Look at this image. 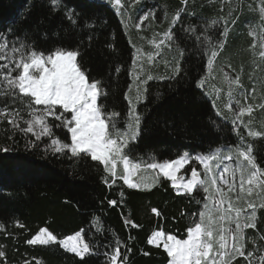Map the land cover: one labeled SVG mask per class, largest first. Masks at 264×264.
Returning <instances> with one entry per match:
<instances>
[{"label": "trees", "instance_id": "1", "mask_svg": "<svg viewBox=\"0 0 264 264\" xmlns=\"http://www.w3.org/2000/svg\"><path fill=\"white\" fill-rule=\"evenodd\" d=\"M57 4L58 7L53 5L52 0H0V44L7 41L10 52L13 45L21 44L28 52L35 49L48 54L57 48L77 51L81 70L90 82L100 81L105 92L98 104L105 112L120 114L117 126L124 129L128 106L124 95L129 93L128 86L132 82L133 52L121 20L109 4L98 0H57ZM260 4L261 0H141L129 13L135 26L140 15L155 9V18L163 15L167 31L171 27L174 37L169 41L172 48L167 51L169 62L161 71L162 75L153 73L154 79L143 85V99L136 105L141 116L138 136L125 149L129 163L140 165L139 179L144 172V181L139 180L142 189H129L122 180L109 188L103 182L105 173L99 162L83 155L72 157L67 150L46 151L53 138L71 143L66 129L53 127V137H42L36 141L38 146H32L30 141H35V137L31 133L13 130L6 121L0 120V149H9L0 150V225L4 227V231H0V245H3L0 250L6 252L3 264H23L24 260L30 264H105L104 252L115 247L117 238L126 245L122 253L128 257L127 264H169L170 258L163 247L149 245L147 240L154 231L187 238V228L200 221L201 210L206 212L204 223L208 224L209 218L213 222L212 243L218 249L221 228L235 230V224L227 219L231 216L234 220L235 212L215 210L210 199L203 200L205 194L199 187L192 196L178 195L171 181L158 179L154 170L146 169L149 162L161 163L185 153L190 158L194 155L212 157L217 149L220 159H214L213 164L230 163L223 159L225 156L233 158L235 169H229H233L236 181L230 183L234 185L230 197L238 199L235 208L242 209L243 215L252 211L248 208L249 201L256 205V227L244 229L245 251H253L256 257L264 252L261 238L264 237V208L260 207L264 203V185L258 181L251 186L245 183L244 191L239 192L242 175L246 180L253 169L238 155V151L250 149L249 155L264 169V109L253 106L247 117L251 123L247 124L241 117L235 131L232 123L235 119L227 117L230 111L238 114L235 102L240 93L249 99L264 94V61L255 60L250 49L252 37L248 35L253 28L259 33ZM181 8L187 11L172 25L173 17ZM68 12L78 20V27L66 19ZM145 24L148 29L149 25ZM225 27L228 34L224 46L215 47ZM135 38L137 40L139 35ZM136 40L132 38L133 42ZM212 50L217 51L213 63L221 62L226 70L230 69L231 75L238 76V85L229 99L233 101V110H227L228 114L222 111L225 119L216 115L213 96L204 91L209 86L195 87L205 74ZM15 57L18 59L19 53ZM176 67L179 71H175ZM5 71L0 70V109H20L25 119H30L19 98L14 101L4 94L8 91L3 80ZM14 91L19 97V90ZM33 107L42 109V106ZM46 119L53 126L59 123L51 117ZM249 129L260 135L249 136ZM192 163L191 160L184 171ZM116 170L123 173L119 164ZM145 184L155 186L143 190ZM212 196L216 199V195ZM113 199L117 201L116 206L108 204ZM197 200L201 203L197 204ZM204 203L208 204L207 209ZM153 208L160 215L157 216ZM126 218L139 227L126 224ZM94 219L98 223L94 224ZM41 227L52 232L57 241L80 231L85 242L92 246V254L81 259L65 251L59 243L27 245L26 239ZM97 227L100 232L96 231ZM223 234L230 245L229 233ZM233 264L248 262L237 257ZM253 264L260 262L253 258Z\"/></svg>", "mask_w": 264, "mask_h": 264}, {"label": "snow or ice", "instance_id": "2", "mask_svg": "<svg viewBox=\"0 0 264 264\" xmlns=\"http://www.w3.org/2000/svg\"><path fill=\"white\" fill-rule=\"evenodd\" d=\"M186 2V0H185ZM53 5L57 4V0H52ZM114 6L119 8L123 7L121 0H112ZM139 3V0H130L127 7H134ZM186 8L178 10L176 15L172 19V25H175L181 13L186 12ZM260 22L264 25V0H261L260 4ZM122 15V13H121ZM152 13H147L142 16L141 22L147 19ZM66 19L72 26L78 27L79 22L75 19L71 12L66 13ZM233 24L236 22L233 16ZM123 23V21H122ZM227 23V21H226ZM90 26V25H85ZM137 28L140 24L135 25ZM227 27L220 33L221 39L217 42L215 47L223 48L224 38L227 37ZM250 35H255L254 32H250ZM165 39H161L156 47L159 49L161 45L165 44V41H172L174 39L171 27L168 31L163 33ZM9 45L7 41L0 44V53L6 52ZM255 47V44H253ZM264 48V43L261 44ZM13 58L11 63L0 64V70L6 69L3 72V80L6 82L8 91L4 94L11 96L15 101L20 99L21 104L27 109V114L30 119H25L20 109L2 108L0 109V120H4L13 130H19L25 134L31 133L35 137V141H30L32 146H38L36 141H40L42 137H53V127L63 128L70 134L71 143H61L58 138H53L50 141L46 151H52L53 153H62L65 150L70 152L72 157H90L92 161L99 162L103 165V171L105 176L103 182L112 188L116 185L118 180L123 181V185H126L129 189H142L140 183H135L131 180V176L134 171L140 167L139 164H131L129 167V156L125 152V149L129 148V142L135 141L138 136L141 116L137 111V104L142 101L143 95L141 89L143 85L148 81L154 79L152 75H148L146 80L140 79V74H136L134 83H137V95L135 97L136 103L129 96L128 92L125 93L124 99L128 101L127 115L124 120L125 128L120 129L117 125L119 123L118 114L115 111L105 112L102 110V105L98 104V99L105 95L100 81L90 82L86 73L81 70L78 65V52L73 50H66L63 48H57L48 54L43 51H37L33 49L28 52L25 51L24 45L19 47L13 45L11 47ZM19 53V58L15 57V54ZM264 56V52L261 53ZM217 56V51L212 50L207 58V65L209 70L213 64L214 59ZM9 57L4 54H0V61H7ZM135 54L133 56V64L135 65ZM14 65V66H13ZM117 72L120 71L118 67ZM179 71V69H177ZM15 73V75H13ZM132 75V73H130ZM161 79H164L162 77ZM205 83L204 79L195 83V87L200 89ZM233 83H238V78ZM131 91L132 85L128 86ZM14 89L19 90V97ZM28 98V99H23ZM33 106H42L41 108ZM215 107V104L213 105ZM264 109V104L258 105ZM253 110L252 105L247 108L240 109V115L244 112H251ZM217 116L223 114L219 111L216 112ZM48 117L52 120L59 122L58 124L50 125L47 122ZM239 120V116H237ZM237 120H233V130H236ZM26 125L22 127L21 124ZM243 127L248 129V125L244 124ZM237 135L239 133L237 132ZM249 136H257L260 133L248 130ZM11 138V137H9ZM241 141L243 137H240ZM4 152L9 151L8 148L0 149ZM249 151H238V155L247 160L248 165L253 171L248 173L245 180L242 175L240 181L241 192L244 191V184L253 185L255 182L264 185V169L258 167L254 158L249 155ZM231 159V157H228ZM193 159L199 161L205 170V174H211L212 179L209 183L205 179L200 178V173L196 168L191 169V178L186 183H178V180H183V176H177V173L181 169L185 168L188 163V153L179 156L177 159L165 160L164 162H149L146 167L153 170H158V179L162 177L171 181V187L176 191L178 195L192 196L194 192L199 188H202L203 200L209 201L211 198L210 187L214 190L219 199L212 198V203L218 208L225 203L224 197L226 193L224 188L220 187L223 184L227 187L228 192L234 191V185L230 184L224 179L223 174L220 177V183L217 184V178L215 174L211 172V168L207 163L208 160L214 159L211 156L194 155ZM122 161L124 164V174L117 172V163ZM227 172V167L224 169ZM246 171V170H245ZM153 185H143V190H150ZM248 193L251 195L252 188H248ZM123 193L121 192V196ZM201 202L197 200V204ZM108 204L116 206V200H109ZM203 207L208 208V204L204 203ZM261 208H264V203L260 204ZM248 208L252 211L250 214L245 213L242 215V209L234 208L233 203L228 201V212H235V218L231 216L227 219L235 224V230L223 229L220 230L219 239L217 240L218 249L214 248L212 243L214 239V230L212 228V220L209 218L208 224L204 223L206 212L199 211L200 221L194 223V227L187 228V238H177L175 235H165L162 231H154L147 240L149 245L160 247L163 246V250L170 258L169 264H233V261L237 257H242L248 262L253 264V258L258 259L260 264H264V252L258 257L255 256L253 251H245L244 245V229L255 228L257 220L256 205L254 202H248ZM152 211L158 216L160 213L153 208ZM221 220L225 219L222 215ZM126 224H130L132 228H137L139 225L135 224L131 220L126 218ZM94 224L98 223L94 219ZM18 227H23L22 224H17ZM0 231H4L3 225H0ZM97 232L101 229L97 227ZM227 231L231 237L232 243L229 245L228 241L223 234ZM7 234V233H6ZM264 239V237H261ZM25 243L29 246L36 245H50L59 243L65 251L74 253L77 257L84 259L86 255L92 254V246L85 242L82 238L80 231L74 235L67 236L65 239L57 241V237L48 231L46 228L41 227L37 233L33 234L30 238L26 239ZM109 247L108 245L105 246ZM126 245L122 243L120 239H115V247L110 251H105V264H127L128 257L122 253V249ZM3 245H0V249ZM128 251H131L129 248ZM148 253H145L147 255ZM6 261V252L0 250V264ZM23 264H30V261L24 260Z\"/></svg>", "mask_w": 264, "mask_h": 264}, {"label": "rangeland", "instance_id": "3", "mask_svg": "<svg viewBox=\"0 0 264 264\" xmlns=\"http://www.w3.org/2000/svg\"><path fill=\"white\" fill-rule=\"evenodd\" d=\"M98 1L109 4L111 8L114 9L119 19L121 20V22L123 21L122 24L124 26V31L126 35H128L129 42L131 43L133 56L135 54V61H136L135 65L133 64V59H132V71H131L132 88L128 94L133 99V102L136 103L135 97L137 95V83H139V81H137L136 83L133 82L135 75L140 74L141 80H146L148 75H152L154 77L153 73L162 75L161 71H163L166 64L169 62L168 55L170 54H168L169 52L167 53V51H171V48H172L169 41L166 40L165 44L161 45L159 49L156 47V44H158L161 39H165L163 36V33L167 31V27L164 24L165 19L163 15H159V18L156 19L155 18L156 11L155 9H153L152 12H150L153 15H151L150 18L143 20V22H141L140 18L144 16L145 14H142L139 16L136 24L139 23L140 27L137 28L136 26L133 25L132 18H130L129 16V13L134 8V7H127L128 3H130V0H124L125 2L121 1V4L123 5V7L119 8V12L117 11V7L114 6V4L112 3V0H98ZM145 23L149 25L148 29ZM258 25H259V33L254 28L253 29L251 28L252 30L249 31V33L254 32L255 33L254 36L248 33V35L252 37V43L250 44V49L253 50L252 54L256 57L255 60L264 61V56L261 55V53L264 52V48L261 47V44L264 43V25H262L261 22ZM158 27H161V28H158ZM137 35H139V38L136 40L135 37ZM131 37L136 40L135 41L136 43L132 41ZM253 44H255V47H253ZM0 54L7 55L9 57L7 61H0L1 63H11V60L13 58L12 52H10L7 49L6 52L0 53ZM176 70H177V67L175 68V71ZM227 70L225 69L224 65L221 62L213 63L211 66V70H209V67L206 64L205 74L202 78H200V80L201 79L205 80V83L203 86H207V85L209 86V87L204 88V91L207 95L209 94L213 96L212 106L215 104V107L213 106L214 111L215 112L219 111L221 113L223 111V112H226V114H228L227 110H233V107H232L233 101L229 99L232 94V90L234 89L235 86L238 85V83H233V81L237 80L238 76L231 75L230 69H227ZM200 89H203V87ZM141 91L143 94V88L141 89ZM243 98H244L243 94L240 93L238 99L235 102V108L238 109V114H235L233 111H230V114L227 117L237 120V116H239V120L237 121H241V117H243L242 119H245L246 123L250 124L251 121L247 117H249L251 112L250 113L244 112L242 115H240V109L247 108L249 105H252L253 107V106H258L261 103L263 104L264 94L263 96L258 95V94L253 95L250 97V99L248 97L244 99ZM261 98H263L262 99L263 102ZM227 101H230V102L227 104ZM221 117L223 119L226 118L223 115ZM219 152L220 150L217 149L213 154L214 156L212 157H214V159L219 160L220 159ZM228 157L229 156H225V158H223L226 161H230V163H227V164L221 163L220 161H219L220 163L218 164H213L212 161L214 159H210L207 161V163L209 164L211 168V172L215 174L217 178V184L220 183L221 174H223L224 179H226L229 183H233L236 181L235 173L233 171L235 167L232 164L233 158L231 157V159H229ZM191 160L193 161V163L191 164V167L188 170L184 171V169L187 167V165H189ZM225 160H222V162H224ZM118 164L121 166V169L123 172L122 174H124L123 162L118 161L117 165ZM129 167H131V163H129ZM225 167H227V172L224 171ZM232 167L233 169H229ZM185 168L181 169V171L177 173V176L184 177L183 180H178L177 181L178 183H186L187 180L191 178L190 173H191L192 168L197 169V171L200 173L201 179H207L208 183L209 184L211 183L212 175L205 174L204 167L199 161L188 157V163L185 165ZM146 169H149V168H146ZM139 170L140 168H137L134 171L133 175L131 176V180L135 183H139V180L143 182L145 178V175L143 174L144 172L140 173V179L137 177L139 175V174L137 175ZM150 170H153V169H150ZM154 171L156 172V174H158V170H154ZM220 187L224 188V191L226 193V196L224 197L226 204L224 203L222 206L218 208L215 204L212 203V198H210L211 200L210 205L213 206L215 210H218L219 212L222 213V211H227L228 201H231L235 208V205L237 204L238 199L234 197H230V195L233 194L234 191L228 192L227 187L223 184H220ZM240 191H241V186L239 187V192ZM209 195L210 197H213L212 195H216V194L213 190V193L211 192L209 193ZM216 199H219V197L216 196ZM225 205H227V207Z\"/></svg>", "mask_w": 264, "mask_h": 264}]
</instances>
